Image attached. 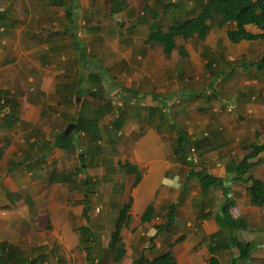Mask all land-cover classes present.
<instances>
[{"label":"crops","instance_id":"obj_1","mask_svg":"<svg viewBox=\"0 0 264 264\" xmlns=\"http://www.w3.org/2000/svg\"><path fill=\"white\" fill-rule=\"evenodd\" d=\"M107 1L110 11L113 0ZM134 8L143 6L126 0L125 17L133 18ZM68 9L74 10L71 0H0V109L5 111L3 116L0 112V264H151L167 252L178 264H212L211 259L216 264H264V206L252 201L251 182H237L233 171L253 147L264 146V73L254 65L264 55V40L235 44L228 30L213 26L203 40L176 38L185 43L170 55L157 44L162 57L172 60H142V76L135 73L125 84V91L153 107L147 121L128 123L119 112L116 119L122 121L114 126L100 120V138L89 139L77 162V143L84 133L75 135L71 150L56 145L67 128L53 134L56 102H68L71 91L83 84L65 78L66 72H76L75 56L70 63L60 59L62 49L72 51L69 45L77 35ZM119 14L110 13L114 18ZM132 20L134 28L147 21ZM247 30L260 32L253 25ZM220 40L223 59L211 64L207 53L216 52ZM76 41L82 46L76 48L84 50L82 41ZM228 62L238 65L229 69ZM247 63L251 75L244 70H249ZM211 67L221 68L224 76L198 77ZM38 87L41 95L34 91ZM165 103L168 118L159 109ZM62 113L59 126L69 111L63 108ZM112 131L123 137L113 153L112 147L101 153L97 143ZM181 135L191 142L187 160L173 152ZM250 162L246 177L264 182V150ZM200 173L221 182L205 190ZM228 199L232 218L246 224L233 234L254 245L248 260H240L226 236L210 239L221 229L217 215ZM150 206L154 213L143 221ZM172 206L174 218L167 226ZM116 231L120 240L114 248Z\"/></svg>","mask_w":264,"mask_h":264},{"label":"rangeland","instance_id":"obj_2","mask_svg":"<svg viewBox=\"0 0 264 264\" xmlns=\"http://www.w3.org/2000/svg\"><path fill=\"white\" fill-rule=\"evenodd\" d=\"M129 1L132 5L143 6V8L147 7V9L140 8L139 10L134 8L136 13L133 17L145 19L147 20L146 23L135 24L134 28L132 24L129 26L134 21L132 20L133 18L128 19V17H125V13H120L116 18L112 17L109 11V1L107 0H102L100 4H97L95 0H71L72 7L74 8V10L72 9L74 21L76 22L74 32L77 35L80 33L81 37L76 35L73 38V41L69 45L72 51H69V49L61 50L60 59L62 62L70 63L73 61V57L71 56H75L78 64L76 72L75 74H71V76L66 72L65 78H69L68 80L70 81L73 79L77 81L79 79L83 84L80 85L81 87L78 88L76 93L71 91V98L68 102H56L58 106L52 110L54 117L60 120L63 108L65 111H69V115H67V121L62 126L58 125L60 121L53 119V127L55 128L53 134L56 131L61 132L65 130L68 124L77 123L78 118H93L97 115V110L100 107L109 109L107 115L102 120L100 119L103 125L107 127L111 125L113 119H116L118 112L127 118L128 123H141L142 120L147 121L149 112L152 111L150 109L153 107L144 97H139V95H133L125 91V84L128 78L134 77L135 73H140L142 76V60L154 61L157 56H161L160 59L172 60V57H162L163 54H161V49L157 44H153V48H151V44L145 43L151 29L150 27L154 25L156 28L167 31L170 25L173 24L172 18L174 15H176L175 19L176 17L178 19L192 17L201 8V4L207 0H172L177 2V5H173L172 7L167 6L169 0ZM213 26L214 29H217V22ZM232 26V24H229L220 28V30L226 33ZM127 27L130 29H127ZM76 39L82 41L84 50L76 48ZM197 41L191 42L193 47L196 46ZM184 43L182 39H177L179 46H182ZM116 45L118 47L117 52L114 50ZM223 49L222 40H220L217 51L207 53V58L211 64L217 60H221V58L223 59V56H221L224 52ZM129 62L132 63L131 67L128 65ZM233 64L238 65V63L234 62H230L229 65L228 62V68L230 69ZM247 65L249 67L250 64L247 63ZM248 69L245 68L244 70L250 72L249 75H251L253 69L252 67ZM204 70L206 71L197 74L198 77L202 78V76L207 74H210L211 77L217 76L216 78L224 76L221 73V68L211 67ZM97 79H99V82L96 81ZM133 87L141 90L136 83L133 84ZM34 91L37 95L43 93L39 87L35 88ZM167 108L166 103L159 108L166 118L169 117L168 110L165 112L163 110ZM0 112L1 116L5 113L2 109H0ZM58 112L60 115L56 116ZM154 118L157 119L158 115H155ZM75 128L69 133L70 135L74 132ZM107 134L109 133H103L101 140H99L101 143H97V147L101 153L103 152V148L107 151L110 147H112L110 151L113 153L115 144L120 142L123 137V135H117L115 131H112L110 135ZM89 142L88 136H80L77 143L79 149L76 151L77 156H75L77 162L83 156ZM100 156L101 154L98 157Z\"/></svg>","mask_w":264,"mask_h":264},{"label":"trees","instance_id":"obj_3","mask_svg":"<svg viewBox=\"0 0 264 264\" xmlns=\"http://www.w3.org/2000/svg\"><path fill=\"white\" fill-rule=\"evenodd\" d=\"M126 0H113L110 8V13L116 16L125 9ZM177 5V2L169 0L168 7ZM167 7V8H168ZM69 19L74 17L72 9L67 10ZM189 15V13H188ZM194 16L186 19H178L173 16V24L170 25L167 31L156 28L152 25L150 28V34L146 43L148 44H161L165 49V53L170 55L177 47L176 38L180 37L184 40L197 36L203 40L207 37L210 30L213 28L215 22H217L220 28H223L228 23H235V28L227 31V36L232 43H240L241 41H258L264 40V0H207L201 4V8L193 14ZM248 25H253L259 29V33H251L247 30ZM82 48L81 45H76ZM183 51V50H182ZM260 71L264 73V55L259 62L254 64ZM9 104V101L5 102V106ZM97 115L93 118L81 119L78 118L76 128L71 135H65L64 133L57 137L56 145L64 150H71L73 148V142L75 141V135L83 132L85 136L91 141L97 142L100 138L101 132L99 127L100 119L105 116V108L100 107L97 110ZM101 114V115H100ZM122 119H114L111 123L114 126L117 123H121ZM80 136V135H79ZM191 142L186 136H179L176 140L173 152L175 155L184 157V160L188 157L186 152L189 149ZM264 150L262 147H253L252 153L244 157L242 161L233 170L236 175L237 182H251L247 190L252 197V201L258 206H264V182L257 180L253 177H246V174L251 170L252 163L250 162L259 152ZM187 153V154H186ZM187 160V159H186ZM132 173H137V169L131 165H126ZM203 188L208 190L215 184H219L221 181L207 173H200L198 175ZM233 206L231 199H228L222 206L219 214L217 215L218 222L221 226L220 231L211 236V241H218L222 237H227L226 241L230 246L238 249L240 260H248L251 252L254 248L252 243H243L239 238L233 234V231L246 227V224L242 220L233 219L230 214V209ZM129 205L125 206V210L128 211ZM174 206L170 208L168 213L167 226H170L173 221ZM154 213L153 207H148L145 211L142 220H150V217ZM123 220V219H122ZM163 228H166L165 226ZM119 232L116 231L112 235L111 246L116 247L119 242ZM212 264H216L215 259H211ZM151 264H178L173 257L172 252H167L157 258Z\"/></svg>","mask_w":264,"mask_h":264},{"label":"water","instance_id":"obj_4","mask_svg":"<svg viewBox=\"0 0 264 264\" xmlns=\"http://www.w3.org/2000/svg\"><path fill=\"white\" fill-rule=\"evenodd\" d=\"M76 127V123H71L68 125L65 134L70 135L69 133Z\"/></svg>","mask_w":264,"mask_h":264},{"label":"built area","instance_id":"obj_5","mask_svg":"<svg viewBox=\"0 0 264 264\" xmlns=\"http://www.w3.org/2000/svg\"><path fill=\"white\" fill-rule=\"evenodd\" d=\"M234 109H235V105L231 103L229 105V111H233Z\"/></svg>","mask_w":264,"mask_h":264}]
</instances>
